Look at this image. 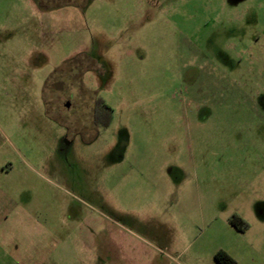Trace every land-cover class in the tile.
Listing matches in <instances>:
<instances>
[{
  "label": "rangeland",
  "instance_id": "rangeland-1",
  "mask_svg": "<svg viewBox=\"0 0 264 264\" xmlns=\"http://www.w3.org/2000/svg\"><path fill=\"white\" fill-rule=\"evenodd\" d=\"M262 70L264 0H0V264H264Z\"/></svg>",
  "mask_w": 264,
  "mask_h": 264
},
{
  "label": "trees",
  "instance_id": "trees-1",
  "mask_svg": "<svg viewBox=\"0 0 264 264\" xmlns=\"http://www.w3.org/2000/svg\"><path fill=\"white\" fill-rule=\"evenodd\" d=\"M95 118L99 128L106 129L109 125L111 119V109L102 101V99L97 98L95 102ZM230 224L238 232H243L247 225L242 222V220L233 216L230 220ZM213 260L216 264H235V261L224 251H218L214 254Z\"/></svg>",
  "mask_w": 264,
  "mask_h": 264
},
{
  "label": "crops",
  "instance_id": "crops-1",
  "mask_svg": "<svg viewBox=\"0 0 264 264\" xmlns=\"http://www.w3.org/2000/svg\"><path fill=\"white\" fill-rule=\"evenodd\" d=\"M9 171H10V169H8V168H2L1 173H6V174H2V175L8 176ZM10 201H11V199L9 198V196H6L5 194H3L0 191V223L6 217L5 210H6L8 203H10ZM228 255L235 261V264H252L251 262L244 261V258H242V257H241V260L243 259L242 261H237V257L232 256L230 254H228ZM148 259H152V258L148 257ZM164 259L167 261L166 264H216L213 260V257H212V261H211V259L202 257L200 255H193V256L187 255L186 256L185 254H181L175 258H172V257L165 254ZM180 260L181 261L183 260V263H181ZM158 264H160V263H158Z\"/></svg>",
  "mask_w": 264,
  "mask_h": 264
},
{
  "label": "flooded vegetation",
  "instance_id": "flooded-vegetation-1",
  "mask_svg": "<svg viewBox=\"0 0 264 264\" xmlns=\"http://www.w3.org/2000/svg\"><path fill=\"white\" fill-rule=\"evenodd\" d=\"M254 61H260V60H254ZM260 63V62H259ZM259 63H257V64H259ZM260 65V67L262 66V68H263V65L260 63L259 64ZM262 73H264V71L262 70ZM97 98L98 97H96V99H95V101H94V105H93V110H92V123H93V126L96 128V129H101V128H99L98 127V125H97V122H96V118H95V110H96V106H95V102H96V100H97ZM68 103V102H67ZM67 103H65V104H67ZM261 105H262V107H256V110L257 111H262V109H263V107H264V98H262V100H261ZM65 104H64V108L66 109V110H69L70 109V105H69V107L68 108H66L65 107ZM69 104V103H68Z\"/></svg>",
  "mask_w": 264,
  "mask_h": 264
},
{
  "label": "water",
  "instance_id": "water-1",
  "mask_svg": "<svg viewBox=\"0 0 264 264\" xmlns=\"http://www.w3.org/2000/svg\"><path fill=\"white\" fill-rule=\"evenodd\" d=\"M65 107H66V108H68V107H69V104H68V103H67V104H65Z\"/></svg>",
  "mask_w": 264,
  "mask_h": 264
}]
</instances>
